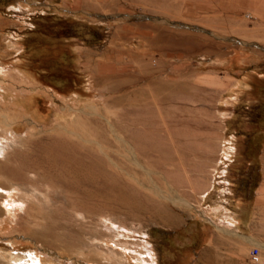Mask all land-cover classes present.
Segmentation results:
<instances>
[{
	"label": "rangeland",
	"instance_id": "rangeland-1",
	"mask_svg": "<svg viewBox=\"0 0 264 264\" xmlns=\"http://www.w3.org/2000/svg\"><path fill=\"white\" fill-rule=\"evenodd\" d=\"M0 30L31 33L20 39L29 80L15 69L0 87L46 95L0 97V264H189L214 229L228 244L244 230L264 251V0H0ZM78 119L156 129L167 145L172 132L189 162L120 157L146 210L88 217L25 168L84 129Z\"/></svg>",
	"mask_w": 264,
	"mask_h": 264
},
{
	"label": "bare ground",
	"instance_id": "bare-ground-1",
	"mask_svg": "<svg viewBox=\"0 0 264 264\" xmlns=\"http://www.w3.org/2000/svg\"><path fill=\"white\" fill-rule=\"evenodd\" d=\"M122 100H114L113 104L118 106ZM81 123L84 129L77 130L79 133L75 129H66L59 135L61 137L49 140L43 145L45 155L37 163H30L25 168L32 172L42 171V186L53 194L55 202H63L65 206L83 211L88 217L98 211L114 210L118 203L127 206V213L132 216H139L146 210L137 199L140 191L133 189L121 174V171L127 174L128 172L117 164L120 157H125L126 160L131 158L133 161L142 155L156 154L165 164L178 162L185 165L189 162L185 151L175 145L172 132H167L171 140V144L167 145L166 138H159L160 133L156 129L108 130L99 120L82 122L81 119H78L74 126L80 128ZM143 175L146 177L145 173ZM17 176H22L21 170L17 171ZM111 196L117 197L118 200H109ZM206 196L207 194H204V197ZM102 197L105 199L99 200ZM258 199V206L264 208V185L258 192ZM151 207L155 214L159 213V206L155 202Z\"/></svg>",
	"mask_w": 264,
	"mask_h": 264
},
{
	"label": "crops",
	"instance_id": "crops-1",
	"mask_svg": "<svg viewBox=\"0 0 264 264\" xmlns=\"http://www.w3.org/2000/svg\"><path fill=\"white\" fill-rule=\"evenodd\" d=\"M27 34V33H26ZM26 34H18L17 32H8L5 30H0V79L3 74H8L12 76L15 71L17 70L20 72V74L29 80V77L25 72L21 69L24 62L25 57V51L26 46L23 42H21L20 39H23L29 36L30 33ZM17 36V37H16ZM13 38L16 41L13 42L11 40L7 41V44L12 45V51L9 53H6L5 56H3L2 50H3V43L5 39ZM16 50H19L18 53H14ZM16 69V70H15ZM15 75V74H14ZM32 82H35L34 79H32ZM8 88H2L0 87V97H45L46 95L42 94H35V93H29L24 91H19L18 89H13L12 85L9 84ZM55 96L61 97V92L55 93ZM29 99H26V101ZM21 101H24L21 100ZM30 105L32 108H34V104ZM23 105V104H22ZM24 106V105H23ZM29 106H25V110L29 112V109H26ZM31 110V109H30ZM3 126H0V138L6 136L7 133L3 131ZM13 129H11V132ZM10 132V131H9ZM10 132V133H11ZM3 198L2 193H0V199ZM4 208V207H3ZM182 226H178L177 228H172L174 230L181 229ZM232 228H237V226H231L229 227V230H232ZM239 234L241 235V239L239 243H225L221 239V234L217 231V229H214L211 231L210 236L204 240V242L200 245V247L197 249L196 253L194 254L192 260L189 262V264H249V253L248 250L250 249V241L247 239L248 235L244 232V230L239 231ZM250 252V251H249Z\"/></svg>",
	"mask_w": 264,
	"mask_h": 264
},
{
	"label": "built area",
	"instance_id": "built-area-1",
	"mask_svg": "<svg viewBox=\"0 0 264 264\" xmlns=\"http://www.w3.org/2000/svg\"><path fill=\"white\" fill-rule=\"evenodd\" d=\"M249 264H264V251L261 247H253L249 252Z\"/></svg>",
	"mask_w": 264,
	"mask_h": 264
},
{
	"label": "trees",
	"instance_id": "trees-1",
	"mask_svg": "<svg viewBox=\"0 0 264 264\" xmlns=\"http://www.w3.org/2000/svg\"><path fill=\"white\" fill-rule=\"evenodd\" d=\"M62 31H64L63 30V27H62V29H58V31H56V32H54V37H55V39H58V36L62 33ZM49 33H50V31H48ZM47 31H46V33H43V35H47V36H49V37H52V36H50L49 35V33H48ZM31 34V33H30ZM100 34V33H99ZM105 34V33H104ZM53 37V38H54ZM71 37V36H70ZM105 40V36L103 35V37H101V38H99V41L100 42H103ZM59 89V88H58Z\"/></svg>",
	"mask_w": 264,
	"mask_h": 264
}]
</instances>
